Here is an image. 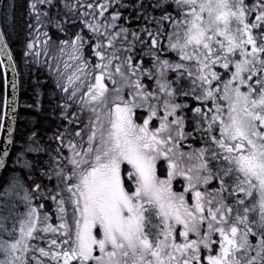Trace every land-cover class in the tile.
Returning <instances> with one entry per match:
<instances>
[{"label":"snow or ice","instance_id":"snow-or-ice-1","mask_svg":"<svg viewBox=\"0 0 264 264\" xmlns=\"http://www.w3.org/2000/svg\"><path fill=\"white\" fill-rule=\"evenodd\" d=\"M18 7L0 264H264V0H24L22 28ZM18 84L52 122L20 141Z\"/></svg>","mask_w":264,"mask_h":264},{"label":"trees","instance_id":"trees-1","mask_svg":"<svg viewBox=\"0 0 264 264\" xmlns=\"http://www.w3.org/2000/svg\"><path fill=\"white\" fill-rule=\"evenodd\" d=\"M19 7L17 9V22L18 26L22 28L23 19L21 18V13L23 11L24 0H17ZM18 48V44L15 45ZM18 54V52H17ZM46 74L41 77V79H46ZM27 79V77L25 78ZM3 94V82L2 77H0V95ZM32 102V88L28 84L19 85V111L17 118V125L15 136L18 141L22 140L23 133L27 131L28 128L33 126H38L41 130L49 129L52 126V122L46 113H38L35 109H29L23 107L24 103ZM45 108H47V98L43 101Z\"/></svg>","mask_w":264,"mask_h":264},{"label":"water","instance_id":"water-1","mask_svg":"<svg viewBox=\"0 0 264 264\" xmlns=\"http://www.w3.org/2000/svg\"><path fill=\"white\" fill-rule=\"evenodd\" d=\"M7 80H8V99L9 101H11L12 99V87H11V83H12V73L11 71L9 70L8 71V74H7ZM17 98H18V101H19V84L17 86ZM18 111H19V108H18ZM17 118H18V114L16 115V122L14 125H12L14 127V129L16 130V125H17ZM5 125H6V128L9 124H11V120H6L4 121ZM15 135V133H14ZM6 136H7V132L5 131L3 134H0V143H2L5 139H6Z\"/></svg>","mask_w":264,"mask_h":264}]
</instances>
